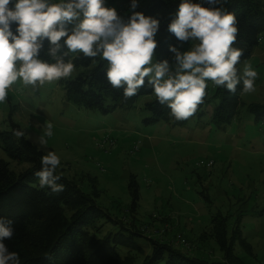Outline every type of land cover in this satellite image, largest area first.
<instances>
[{
  "label": "rangeland",
  "instance_id": "obj_1",
  "mask_svg": "<svg viewBox=\"0 0 264 264\" xmlns=\"http://www.w3.org/2000/svg\"><path fill=\"white\" fill-rule=\"evenodd\" d=\"M121 5L120 0H105V6L117 13ZM124 13L123 5L118 15ZM260 38L247 59L258 72L256 91L240 95L238 114L230 126L212 122L216 101L205 105L203 116L190 118L184 127L166 121L145 126L142 120L148 114L140 105L155 98L153 94L132 107L103 115L67 101L59 81L38 90L18 81L7 102L0 104V130L8 131L13 122L44 155L54 151L60 158L59 175L84 192L96 189L99 208L113 220L133 224L145 237L190 256L220 260L222 253L209 229L214 219L216 225H225L230 236L233 228L239 229L232 244L235 257L244 264H264V126L247 111L248 105L264 101V33ZM194 43L178 47L184 52ZM207 83L210 93L215 85ZM45 121L54 125L53 135L41 146L34 141L43 134ZM0 160L16 172L26 167L11 161L1 148ZM203 160H211L212 166H199ZM130 177L139 197L134 212L130 211ZM118 229L110 221L104 226L105 233ZM177 236L187 246L177 243Z\"/></svg>",
  "mask_w": 264,
  "mask_h": 264
},
{
  "label": "clouds",
  "instance_id": "obj_2",
  "mask_svg": "<svg viewBox=\"0 0 264 264\" xmlns=\"http://www.w3.org/2000/svg\"><path fill=\"white\" fill-rule=\"evenodd\" d=\"M206 3L209 7L192 0L179 4L168 31L181 45L196 43L184 52L169 46L174 54L170 64L168 60L154 62L159 21L135 11L137 0H131L127 20L115 8L106 7L105 0H0V104L7 102L9 90L18 81L38 90L70 77L75 69L70 53H82L93 62L97 57L107 61L106 79L112 88L123 90L125 99L137 96L147 78L152 94L177 121L196 114L208 81L232 94L241 83V94L255 92L258 72L248 60L242 71L237 67L243 49L233 46L239 31L235 15L222 6L226 0ZM13 24L17 25L15 32ZM45 41L52 63L40 58ZM53 127L45 121L43 134L34 142L45 146ZM13 135L20 138L25 132L13 129ZM59 166L54 151L41 157V169L34 173L41 188L48 187L52 193L64 191L56 174ZM11 224V220L0 219V264H20L19 254L9 251L3 242L14 235Z\"/></svg>",
  "mask_w": 264,
  "mask_h": 264
},
{
  "label": "trees",
  "instance_id": "obj_3",
  "mask_svg": "<svg viewBox=\"0 0 264 264\" xmlns=\"http://www.w3.org/2000/svg\"><path fill=\"white\" fill-rule=\"evenodd\" d=\"M120 1L125 6L122 18L127 20L131 15V0ZM137 2L135 11L159 21L154 54L157 62L169 61L173 55L169 46L178 47L181 43L168 31V25L182 0ZM201 4L209 7L206 0H201ZM222 6L233 13L237 20L239 31L233 46L243 49L241 63L237 65L239 69L250 58L264 33V3L262 0H226ZM16 27L12 25L14 32ZM48 49L49 43L45 41L40 58L52 63L54 61L47 54ZM69 58L73 59L75 69L70 77L60 79L59 83L67 101L85 110L107 115L117 108L132 107L143 97L152 96L147 78L137 96L125 99L123 90L112 88L106 79L107 61L97 57L93 62L83 57L82 53H70ZM242 87V83L237 85V93L232 94L227 89L214 86L212 92H206L203 104L193 117L203 116L204 106L216 101L212 122L218 126H230L238 114ZM140 108L148 114L142 120L145 126L166 121L180 128L189 120H175L170 116V109L160 105L156 97L150 102L141 103ZM247 111L256 123L264 126V101L248 105ZM13 129L21 130L13 122H10L8 131L0 130V148L11 161L26 167L16 172L9 168L8 162L0 160V219L12 221L14 235L3 242L9 251L19 254L20 264H244L232 251L233 239L239 237V229L233 228L230 236L225 225H216L214 219L210 221L209 229L222 256L220 260H204L153 237H145L133 224L125 225L113 220L97 206L99 192L96 189L84 192L61 175L58 183L64 185L63 192L52 193L48 187L41 188L34 173L41 169L44 154L25 136H14ZM128 192L132 199L130 211L134 212L139 197L133 177L129 179ZM109 221L118 226L117 232H104V226ZM239 242L246 249L249 248L244 240Z\"/></svg>",
  "mask_w": 264,
  "mask_h": 264
},
{
  "label": "built area",
  "instance_id": "obj_4",
  "mask_svg": "<svg viewBox=\"0 0 264 264\" xmlns=\"http://www.w3.org/2000/svg\"><path fill=\"white\" fill-rule=\"evenodd\" d=\"M122 9H123V7H119L118 13H121ZM258 41L260 42L261 39H259ZM198 165L201 166V167L210 168L212 166V161L211 160L210 161L203 160V161H200L198 163ZM164 229H165V226H164ZM176 241H177V243H179L180 245H182L184 247L187 246L185 241L180 236L176 237Z\"/></svg>",
  "mask_w": 264,
  "mask_h": 264
}]
</instances>
